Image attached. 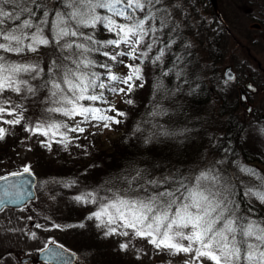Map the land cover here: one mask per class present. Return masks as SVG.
<instances>
[{
	"label": "trees",
	"instance_id": "obj_1",
	"mask_svg": "<svg viewBox=\"0 0 264 264\" xmlns=\"http://www.w3.org/2000/svg\"><path fill=\"white\" fill-rule=\"evenodd\" d=\"M181 1L187 8L183 23L188 25L191 15L193 20H200L197 32L200 27L207 30L211 37L208 42L214 46L212 53L215 54L224 42L223 36L229 33V13H234L233 18H240L233 2L225 7L222 0H209L208 9L212 15H209L210 21H206L202 16V11L207 12V5L202 4L204 0H161L158 5L161 11L157 15L165 21V27L157 31L159 40L152 41L148 55L136 61L118 55L129 49L123 44L119 48L109 45L107 41L117 37L102 26L80 29L94 38L97 42L94 45L83 39H73L61 41L55 47L51 44L41 47L36 52L25 51L18 56L0 53L10 62L38 65L45 69L44 75L48 68L53 67L52 61L59 63L63 57L74 58L73 54L78 50L63 47L65 43H84L93 49L85 55L95 62V66L88 71L100 74L99 79L106 85L103 95L107 103H83L100 109L115 107L125 113L117 117L121 121L119 124L107 128L113 135L101 140L96 133L106 129L102 123H81L79 116L72 119L49 113L47 108L50 105L41 101L44 90L38 89L35 95L27 92L19 96L15 93L0 95V104L7 107V100L10 99L12 106L17 108V116L5 115L3 118L21 120L19 125L1 127L5 132L4 138L0 139V168L14 172L28 165L37 177L35 199L21 208H30L34 214L29 215L33 223L27 228L32 232H41L43 229L52 230V224L60 225L58 230L65 233L56 239L49 237L47 242L64 245L90 264H152L146 253L132 252L137 244H144L142 248L146 249L152 246L147 239L134 235L131 229L120 227L118 219L112 225L107 224L112 210L105 213L104 209L116 199L144 194L145 188L154 193L175 187L172 180L179 174L191 177L199 172L223 171L228 175L237 162L249 164V168H254L253 162L262 163L260 167L264 172V111L257 112L256 120L252 116L255 124L253 131L257 129V136L250 137L253 123L242 120L239 108L240 101H243L239 92L238 95L230 94L223 81L220 84L214 76L210 81L201 77L199 59L195 58V50L187 42L190 29L181 28V21H177ZM37 2L39 0H32L28 3L29 8H35ZM43 7L49 13L53 9L62 10L59 0H50V3L43 0ZM98 14L111 15L102 9L98 10ZM39 15L38 12L37 18ZM48 20L51 23L53 17L50 15ZM139 50H144L143 43ZM111 55H116L117 59L111 60ZM156 55H160L158 61L155 60ZM121 60H124V65L120 64ZM104 64L121 77L129 72L125 65L135 64L142 69L144 86L135 88L131 95L110 93L107 91L110 84L106 79L108 72L101 66ZM257 77L258 74L255 80L263 84V77ZM21 79L33 86L40 82V78L32 80L28 74ZM96 94L99 95V91ZM116 95L119 99L112 100ZM229 98L231 101H228ZM129 99L133 103H127ZM107 114L115 115L113 112ZM248 116L246 114V118ZM35 123L60 124L62 127L59 131L49 128L50 135L46 138L25 130ZM77 125L85 128V132L69 131ZM161 131H166L168 135L160 134ZM61 133L67 135L66 141L60 140ZM46 144H51V147ZM25 146L33 152L34 162L25 153ZM223 162L228 171L223 168ZM227 180H232L229 188L231 202L239 211L247 213L249 219L264 224V207L253 202L233 176ZM152 181H155V187L150 183ZM88 193L92 195L86 204L75 199ZM6 209L14 211L17 208ZM96 212H101L100 221L89 218L94 217ZM99 223H104L105 227H98ZM37 224L41 227H35ZM81 224L84 226L81 227ZM109 227L117 228L119 233L127 231L128 235H105ZM121 244H126L127 248L122 249ZM8 253L17 256L20 251L10 247Z\"/></svg>",
	"mask_w": 264,
	"mask_h": 264
},
{
	"label": "snow or ice",
	"instance_id": "obj_2",
	"mask_svg": "<svg viewBox=\"0 0 264 264\" xmlns=\"http://www.w3.org/2000/svg\"><path fill=\"white\" fill-rule=\"evenodd\" d=\"M160 4L161 0H59L62 10L53 9L49 13L43 7V0L35 3L32 9L20 7L18 0H0V53L18 56L25 51L36 52L41 47L50 44L55 47L61 41L73 39H83L94 45L97 43L94 38L80 29L102 26L117 37L107 41L109 45L119 48L123 44L129 49L118 55L136 61L148 55L152 41L159 40L157 31L165 27V21L157 15L161 11L158 7ZM101 9L111 15H99L98 10ZM22 13L27 15L22 16ZM50 15L53 17L51 23L48 20ZM149 37L151 39H146ZM142 43L144 50H139ZM63 47L78 51L72 59L63 57L59 63L52 61L53 67L48 68L44 75L45 69L38 65L10 62L5 55H0V95L15 93L19 96L25 92L35 95L38 89L44 90L41 101L48 102L49 113L72 119L79 116L81 123L97 121L106 128L119 124L121 121L117 117L125 115L122 111L115 107L94 108L83 103H107L103 95L106 85L99 79L100 74L88 71L95 66V62L88 59L85 53L93 49L84 43H65ZM104 55L108 56V53ZM109 58L115 61L117 56L111 55ZM159 59L160 55H156L155 60ZM124 63V60L120 61V64ZM101 66L108 72L106 79L110 84L107 91L114 95H131L135 88L144 86L142 69L135 64L125 65L129 68L125 77L112 73L106 64ZM25 74L30 75L32 80L40 78V82L35 86L29 84L27 80L21 79ZM137 81L140 83L137 84ZM98 91L99 95L96 94ZM127 103L133 101L129 99ZM108 112L115 115H108ZM5 115L17 116V108L12 106L10 99L7 100V107L0 104V123H21L19 118L3 120ZM61 127L60 124L35 123L25 130L47 138L50 135L49 128L59 131ZM69 131L84 133L85 128L77 125ZM4 132L0 128V139L4 138ZM160 134L168 135L166 131ZM60 140L66 141L67 135L61 133ZM46 146L51 147V144ZM241 171L264 183V176H258L256 169L242 168ZM23 174L31 175L28 165H23L21 171L12 172L10 176H0V182L7 189L0 195V207L19 200V193L13 192L7 181L10 177L18 178ZM150 183L156 186L155 181ZM172 184L175 187L163 191L149 193L145 188L144 194L116 199L104 209L105 213L112 210L107 224L112 225L118 219L120 227L131 229L134 235L147 239L157 250L164 249L173 254L194 253V264H204L205 260L210 264H264V224L249 219L247 213L239 211L231 202L227 179L215 171L199 172L191 177L183 174L174 176ZM91 195L88 193L75 199L86 204ZM256 195L264 202V192ZM89 218L100 221L101 212ZM97 226L105 227L104 223ZM35 227L40 228L41 225ZM53 227L60 229L58 224ZM119 234L126 236L128 232L119 233L115 227H109L105 232V235ZM32 235L35 236V233ZM51 243L55 247L44 249L47 261L49 264H63V245H57L55 241ZM120 247L126 249L127 245L121 244Z\"/></svg>",
	"mask_w": 264,
	"mask_h": 264
},
{
	"label": "rangeland",
	"instance_id": "obj_3",
	"mask_svg": "<svg viewBox=\"0 0 264 264\" xmlns=\"http://www.w3.org/2000/svg\"><path fill=\"white\" fill-rule=\"evenodd\" d=\"M32 0H18L20 7H27L28 3ZM225 7L228 3H234L240 18H233L234 13H229L231 20L229 22V33H226L224 37L223 44L216 49L215 54H213V45L209 43L208 40L211 38L207 30H203L200 27V31L197 32V27L200 23V20H193L192 15L188 20L190 23L185 25L183 23L184 11H187V8L184 6V1H181L182 5L180 7V13L178 15L177 21H181V28H189V35L187 37V42L193 46L195 50V58L199 59L200 75L203 78L211 80V76H214V80L220 82L223 81V85L227 92L230 94H236L239 92V97L241 96L240 88L244 86V83L247 81H258L255 80V75L258 74L257 78L263 77L264 79V0H222ZM202 4L207 5V12L202 11V16L206 21H210V10L209 0H204ZM29 8V6L27 7ZM231 9V6L228 8V11ZM19 11V9H17ZM220 33L218 30H216ZM217 55V56H214ZM31 58V57H30ZM228 65L233 66V69L236 73L234 80H228L224 76V69ZM233 82V83H232ZM210 83V82H209ZM259 84V83H258ZM264 84V83H263ZM263 84H259V90L257 92H249L248 100L252 106V111L249 113V118L254 117V120L257 119V112L260 110L262 113L264 111V88ZM238 90V91H237ZM235 95V96H236ZM119 96L116 95L112 100L117 101ZM231 101V98L228 99ZM245 101H240L239 112L242 116V120L250 121L253 123L251 126V136H257V129H254L253 118L250 120L246 118L248 113L245 110ZM249 107V106H247ZM3 120H9L8 118H3ZM6 124L0 123V128ZM97 137L99 136L101 140H104L109 135H113L111 130L103 129L99 134L96 133ZM37 137V136H36ZM34 137V138H36ZM247 136L245 135V139ZM25 153L30 155V158L33 162L32 157L33 152H31L30 147H23ZM16 157V156H15ZM226 163L223 162V168L228 171ZM252 167L256 169L258 176H264V172L261 170L263 166L262 163L253 162ZM241 165V167H239ZM35 166V165H32ZM261 166V167H260ZM249 164L244 165L239 162L233 165L232 170L229 171L228 175L225 172L220 171L216 172L220 174L224 179L228 177H234L237 182H239L243 188L244 193L255 203L264 207V202H261L257 198L256 193L264 192V183H261L256 177H250L246 173L242 172V168H249ZM22 170V169H21ZM217 170V169H216ZM19 171V170H18ZM33 171V170H31ZM11 173L7 169L0 168V176ZM229 181V180H228ZM229 181V188L230 183ZM29 215H34L30 208L21 209L17 208L14 211H8L4 209L0 211V264H45L39 263L35 260L37 251L47 243V239L59 238L65 232L55 229L52 224L51 228L43 229L41 232L39 230L32 232L30 231L29 224H32L33 221L29 219ZM258 223V221H257ZM35 233V236L32 234ZM144 244H137L132 248V252L146 253V256L151 259L152 264H194L192 262V256L194 253L185 254V253H169V251L160 249L157 250L154 246H149L147 249L142 248ZM14 248L20 253L16 256H13L8 253V248ZM130 251V250H128ZM131 252V251H130ZM151 253V254H150ZM150 254V255H149ZM32 256L34 259L25 263H22L20 259L25 256ZM159 258V259H157ZM157 262V263H156ZM76 264H90L82 257L78 256V261ZM204 264H210L209 261L205 260Z\"/></svg>",
	"mask_w": 264,
	"mask_h": 264
},
{
	"label": "water",
	"instance_id": "obj_4",
	"mask_svg": "<svg viewBox=\"0 0 264 264\" xmlns=\"http://www.w3.org/2000/svg\"><path fill=\"white\" fill-rule=\"evenodd\" d=\"M224 76L228 80H234L236 77V73L233 69V66L228 65L224 69ZM245 87L249 90H252L253 92H257L259 87L252 81H248L245 83ZM264 88H262V91ZM242 100L248 102V98L245 94L242 95ZM252 109L251 104L248 107V111ZM21 171V170H19ZM15 172V171H14ZM12 173V172H11ZM10 176V173L4 174L2 176ZM36 183H37V177L36 175L31 171V175L23 174L20 177H10V179L7 181V185L12 186L13 192L19 193V200L13 203H5L3 207H0V211L6 208H22L26 204H28L30 201L34 200L36 197ZM7 190L5 188V185L3 182H0V195H3V192ZM52 242V241H51ZM51 242H47L44 246H42L36 253L35 259L40 263L49 264V262L46 259V254L44 252L45 248L48 247H55L52 245ZM57 245H62L60 243H57ZM60 250V249H58ZM64 251V261L63 264H75L77 260V255L73 251L69 250L65 246H63ZM33 259L32 256H25L20 259L22 263L31 261Z\"/></svg>",
	"mask_w": 264,
	"mask_h": 264
},
{
	"label": "flooded vegetation",
	"instance_id": "obj_5",
	"mask_svg": "<svg viewBox=\"0 0 264 264\" xmlns=\"http://www.w3.org/2000/svg\"><path fill=\"white\" fill-rule=\"evenodd\" d=\"M240 90L242 91L241 93H244L247 96V98H248L249 92H252V90H249L248 88L245 87V83H244V86H242L240 88ZM244 104H245V110L248 112L247 114L249 115V113H251V111H252V110L248 111V107L247 106L250 105L249 100H248V102L245 101Z\"/></svg>",
	"mask_w": 264,
	"mask_h": 264
}]
</instances>
